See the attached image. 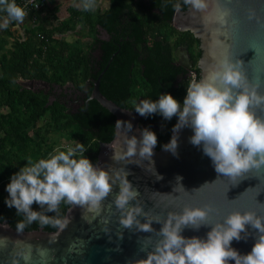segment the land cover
I'll return each instance as SVG.
<instances>
[{
    "label": "water",
    "instance_id": "water-1",
    "mask_svg": "<svg viewBox=\"0 0 264 264\" xmlns=\"http://www.w3.org/2000/svg\"><path fill=\"white\" fill-rule=\"evenodd\" d=\"M203 2L201 9L187 2V9L177 10L172 20L178 31L189 32L199 41V79L208 76L219 61L227 57L233 62L242 61L239 63L245 77L242 83L250 88L257 86L256 90L264 93V0ZM182 53L183 57L175 52L176 64L190 70L188 52L183 50ZM107 68L108 65L93 83L89 96V100L96 101L115 119L114 137L110 143L99 145L96 165L114 176L124 177L128 172L127 178L138 189V196L130 203H138L146 213L139 217L141 221L158 219L163 222L169 212H179L185 206H210L208 223L220 221L235 210H250L264 216V165L250 168L244 172L243 179L218 173L202 147L191 143L189 137L193 129L189 126L177 133V154L154 146L151 162H154L155 173L162 175L161 179L156 178L147 159L128 158L139 164L113 159L112 147L117 152L123 151L126 134L139 137L140 121L146 116L122 108L102 95L99 84ZM25 84L48 87V83L42 81H23L21 86L30 91ZM252 107L257 116L264 118V104ZM117 119L130 120L132 129H117ZM177 174L182 176L180 183L184 187L176 182ZM118 191L119 181L95 208L70 202L53 232L42 228L22 231L5 221L0 222V264H129L143 258L146 251L141 250V244L146 250L151 249L160 237L155 230H138L136 223L128 228L119 222L123 213L114 203ZM152 226L158 230L161 224L153 221ZM210 227L204 224L199 228L185 226L182 235L204 238ZM246 227L250 234L231 242L241 253L251 250L255 238L256 230Z\"/></svg>",
    "mask_w": 264,
    "mask_h": 264
},
{
    "label": "clouds",
    "instance_id": "clouds-1",
    "mask_svg": "<svg viewBox=\"0 0 264 264\" xmlns=\"http://www.w3.org/2000/svg\"><path fill=\"white\" fill-rule=\"evenodd\" d=\"M186 2L195 9L204 7L203 0ZM80 6L85 10L93 9L97 6L96 0H82ZM0 12L6 14L0 28H7L11 21H23L27 14L16 0H0ZM239 63L242 61L233 62L227 57L220 60L208 76L187 84L182 101L163 92L157 99L133 101V108L143 116L159 113L165 119L177 117L172 126L173 135L162 145L164 149L177 154V133L189 126L193 129L189 137L191 143L202 147L218 173L243 179L244 172L264 165V118L257 116L252 107L264 104V93H259L257 86L250 88L242 83L245 77ZM115 126L127 131L133 127L130 120L122 119H117ZM156 144L155 131L143 127L139 137L126 134L123 151L117 152L110 146L113 159L138 163L128 158L139 156L141 161H150L155 173L151 160ZM86 150L83 143L77 142L46 158L28 161L11 174L5 185L8 195L4 199L8 207H15L17 215L24 214V219L17 221V230H23L26 222L35 220L59 224L58 219L45 213L55 212L62 201L98 207L119 181V191L114 198L123 213L119 222L128 228L136 223L138 230H155L160 237L151 249L146 250L141 244L146 255L129 264H264V216L250 210H235L220 221L208 223L210 206H185L179 212H169L163 222L141 221L139 217L146 213L138 203H130L138 196V189L127 178L128 172L124 177L114 176L84 155ZM155 174L157 179L162 178L161 174ZM175 179L184 187L180 183L181 175L177 174ZM34 202L40 206L38 209L32 207ZM153 221L161 224L158 230L153 229ZM202 224L211 225L206 237L182 235L185 226L199 228ZM246 226L256 230L255 238L251 250L241 253L231 242L250 234Z\"/></svg>",
    "mask_w": 264,
    "mask_h": 264
},
{
    "label": "trees",
    "instance_id": "trees-1",
    "mask_svg": "<svg viewBox=\"0 0 264 264\" xmlns=\"http://www.w3.org/2000/svg\"><path fill=\"white\" fill-rule=\"evenodd\" d=\"M23 1L16 0L18 4ZM187 6L185 0H110L109 9L102 15L96 14L91 26L95 37L87 50L63 40H54V30L42 23L28 27L17 37L9 28H0V109L7 107L9 110L7 114L0 112V222L5 221L17 229V221L24 219L23 213L17 215L14 206L5 204L4 198L8 195L5 185L11 174L24 165L25 158L38 154V159L46 158L52 153L51 148L40 151L43 141V128L37 126L40 119L49 118L44 133L62 130L76 143H83L87 148L84 155L94 164L98 159L99 145L112 141L114 117L96 101L89 100L93 83L107 64L99 90L122 108L136 112L133 101L157 99L163 92L183 100L191 79L186 70L176 65L174 52L179 46L185 48L195 67V79L200 76L195 64L201 55L199 41L191 33L180 32L172 26L176 10L185 11ZM91 10L74 11L72 20L85 15L84 21L90 23ZM33 13L38 14L31 11L30 19ZM5 15L0 12V19ZM98 25L103 26L116 42L118 38L123 40L121 50L114 45L106 51L103 60L93 55L99 44L96 37ZM54 29L65 31L69 29L68 23L63 22ZM17 80L59 86L71 84L85 89L87 95L83 104L72 112L58 101L50 103L43 92L22 88ZM176 121L175 115L165 119L159 113H152L140 121V126L155 131V146L159 149L172 136ZM32 207L38 209L40 206L34 202ZM69 207L70 202L62 201L55 212L45 214L61 222ZM59 224L35 220L26 222L22 231L42 228L53 232Z\"/></svg>",
    "mask_w": 264,
    "mask_h": 264
},
{
    "label": "rangeland",
    "instance_id": "rangeland-1",
    "mask_svg": "<svg viewBox=\"0 0 264 264\" xmlns=\"http://www.w3.org/2000/svg\"><path fill=\"white\" fill-rule=\"evenodd\" d=\"M106 0H96V7L90 11L89 20L90 23L84 21V16L75 21L72 20V13L74 11L82 10V0H34V4L37 5V12L32 14L30 19L31 12L24 17L23 21H13L9 23L10 32L14 37L24 34V30L34 24H44L46 28L53 29V39L54 40H63L71 46H78L84 50H87V46L95 37L91 26L94 24L96 14L99 13L105 6ZM4 18V17H3ZM3 18L0 19L2 22ZM68 23L69 29L65 31H58L54 29L55 27H60L61 23ZM172 26L176 29V23H172ZM11 40V39H10ZM94 56H97V52H94ZM0 112L7 114L9 110L7 107H2ZM48 117L45 116L37 122L38 127L43 128V141L41 146V152H44L45 149L51 148L52 153L57 150H66L68 146H74L76 144L69 135L64 132L57 130L52 133H44L47 127ZM29 135H32L29 132ZM173 134V131H172ZM39 157V154L35 156H30L24 159V165L28 161H36Z\"/></svg>",
    "mask_w": 264,
    "mask_h": 264
},
{
    "label": "flooded vegetation",
    "instance_id": "flooded-vegetation-1",
    "mask_svg": "<svg viewBox=\"0 0 264 264\" xmlns=\"http://www.w3.org/2000/svg\"><path fill=\"white\" fill-rule=\"evenodd\" d=\"M145 2H147V1H145ZM105 3H106L105 6L99 12V14H101V15L104 14L110 7V0H106ZM180 12H183V11H180ZM131 15H132V8H131ZM124 17H127V14H125ZM118 31H121V30L118 29ZM96 37L99 41L98 49L96 52H97V56L100 60H103V57L105 56L106 51H108V49H110L112 47H115L114 45H116V47L118 48V51L121 50V48H122L120 43L123 40L121 38H118V41L116 42L114 40V38H112V36L101 25L97 26ZM126 40L128 41V39H126ZM130 45L132 47V40L130 41ZM183 50H185V48L183 46H179L176 48L175 52H178L182 56ZM175 52H174V54H175ZM190 61H191V59H190ZM176 62H177V58L175 60V63ZM195 66L197 67V62L195 64ZM193 68H195V67L191 61L190 70H186L184 68L183 69L188 72V76L190 77L191 73L192 72L194 73ZM131 69H132V67H131ZM195 77H196V74H195ZM28 81H30V80H28ZM16 82L19 86H21V83L23 81L17 80ZM25 86L30 87L33 92H36V93L43 92L44 95H47V98H48L50 103H52L54 101H58V102L62 103L66 108H68L72 112L76 111L83 104V101L85 100V97L87 95V91L85 89H82V88L80 89V88L74 87L71 84H65L63 86L48 84V87H44V86L39 85V84H33V85H26L25 84ZM21 87L24 88L23 86H21ZM102 88L104 89L103 82H102ZM24 89H26V88H24Z\"/></svg>",
    "mask_w": 264,
    "mask_h": 264
},
{
    "label": "built area",
    "instance_id": "built-area-1",
    "mask_svg": "<svg viewBox=\"0 0 264 264\" xmlns=\"http://www.w3.org/2000/svg\"><path fill=\"white\" fill-rule=\"evenodd\" d=\"M21 6H23L26 10V13L30 11L37 12V5L34 4V0H24L23 2L20 3ZM191 80L195 79V74L192 72L190 76Z\"/></svg>",
    "mask_w": 264,
    "mask_h": 264
}]
</instances>
